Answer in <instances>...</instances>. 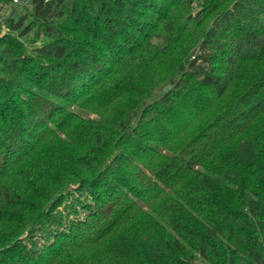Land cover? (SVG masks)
I'll list each match as a JSON object with an SVG mask.
<instances>
[{
  "label": "trees",
  "instance_id": "trees-1",
  "mask_svg": "<svg viewBox=\"0 0 264 264\" xmlns=\"http://www.w3.org/2000/svg\"><path fill=\"white\" fill-rule=\"evenodd\" d=\"M30 3L53 39L0 35V264H264V0Z\"/></svg>",
  "mask_w": 264,
  "mask_h": 264
},
{
  "label": "rangeland",
  "instance_id": "rangeland-1",
  "mask_svg": "<svg viewBox=\"0 0 264 264\" xmlns=\"http://www.w3.org/2000/svg\"><path fill=\"white\" fill-rule=\"evenodd\" d=\"M31 0H20L19 2H11L9 5L4 7L0 11V22H5L6 19L9 17L14 18L15 20H18L21 16L25 17L23 25L13 31V33L18 36L24 43L26 44L28 50L30 52H34L36 48L39 46L50 42L53 39V36L48 35H42L38 32L36 28L31 29L30 31L26 33H22V31L25 28V25L28 24V22L32 19L31 12H32V5L30 3ZM10 26L6 24L5 28H0V35L3 32L9 31ZM158 43L161 44L163 42L162 39H157ZM84 114V113H83Z\"/></svg>",
  "mask_w": 264,
  "mask_h": 264
},
{
  "label": "built area",
  "instance_id": "built-area-1",
  "mask_svg": "<svg viewBox=\"0 0 264 264\" xmlns=\"http://www.w3.org/2000/svg\"><path fill=\"white\" fill-rule=\"evenodd\" d=\"M15 2H19L20 0H14ZM6 23L5 22H0V28H5Z\"/></svg>",
  "mask_w": 264,
  "mask_h": 264
}]
</instances>
